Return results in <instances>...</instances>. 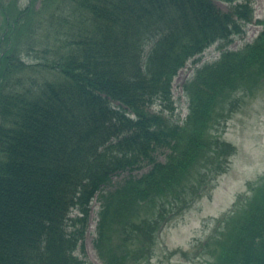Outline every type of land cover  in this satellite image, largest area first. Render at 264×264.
<instances>
[{
	"label": "trees",
	"instance_id": "trees-1",
	"mask_svg": "<svg viewBox=\"0 0 264 264\" xmlns=\"http://www.w3.org/2000/svg\"><path fill=\"white\" fill-rule=\"evenodd\" d=\"M0 14V264H82L83 226L69 228L93 199L101 263L148 262L236 153L220 127L264 80V12L239 49L252 0H29ZM190 60L180 118L173 81ZM247 187L198 243L207 264H264V175Z\"/></svg>",
	"mask_w": 264,
	"mask_h": 264
},
{
	"label": "rangeland",
	"instance_id": "rangeland-1",
	"mask_svg": "<svg viewBox=\"0 0 264 264\" xmlns=\"http://www.w3.org/2000/svg\"><path fill=\"white\" fill-rule=\"evenodd\" d=\"M255 17L263 13L264 0H252ZM5 11L23 8L29 0H0ZM40 0H32V5H39ZM216 4L222 9H228L224 2ZM3 15L0 14V33L4 28ZM244 33L236 36L228 45L230 49H239L245 43L252 41L261 29L255 22L243 27ZM219 56L215 45L210 46L202 55L201 62L213 61ZM188 61L173 81V98L175 99V114L183 118L187 113L188 99L182 90V83L191 76L193 66ZM238 108L220 127L224 137L236 147V153L230 158L224 173L210 180L203 188L201 196L172 223L160 230L154 255L143 264H207L199 255L198 243L204 241L210 234L216 219L227 213L236 196L243 194L247 184L258 176L264 175V80L260 88L251 95L241 94ZM163 159V157H159ZM146 169V168H145ZM134 171L137 174L143 172ZM118 180L117 178H115ZM98 202L93 199L91 209L85 221H74L69 228L77 229L83 226L82 236L78 239L76 253L82 264H102L98 259L93 245L95 225L97 220ZM80 215L76 211L72 213ZM78 217V216H77ZM198 253V254H197Z\"/></svg>",
	"mask_w": 264,
	"mask_h": 264
}]
</instances>
